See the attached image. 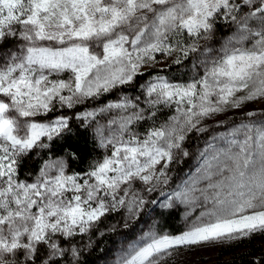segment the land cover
<instances>
[{"label": "snow or ice", "instance_id": "snow-or-ice-1", "mask_svg": "<svg viewBox=\"0 0 264 264\" xmlns=\"http://www.w3.org/2000/svg\"><path fill=\"white\" fill-rule=\"evenodd\" d=\"M218 28L232 35L215 49L208 42ZM201 42L203 71L194 64L197 76L169 80L167 61L184 64ZM130 89L139 94L130 98ZM116 92L125 94L103 101ZM93 100L103 106L81 107ZM254 103L264 105V0H0V264H83L93 234L117 231L100 229L107 217L128 229L157 203L149 197L190 156L189 138ZM166 109L174 114L143 137L133 129ZM114 111L108 134L95 124L108 154L69 171L79 159L69 152L21 178L25 160L73 134L74 123L87 131ZM243 115L247 122H233L199 175L174 193L187 227L143 233L117 264H167L186 249L264 236V121L252 120L264 111Z\"/></svg>", "mask_w": 264, "mask_h": 264}, {"label": "trees", "instance_id": "trees-1", "mask_svg": "<svg viewBox=\"0 0 264 264\" xmlns=\"http://www.w3.org/2000/svg\"><path fill=\"white\" fill-rule=\"evenodd\" d=\"M230 35H232L231 31L218 28L217 32L215 33L214 40L208 42V44L209 46L214 45L215 49H219V42L226 41ZM201 58L202 57L198 56V52L191 53L188 60H186L184 64L180 66L172 65L171 60L169 59L167 64L170 65V67L166 68L167 78L169 80L179 82L192 79L198 75L197 71L192 67V65L200 64L201 71H203L202 62L205 58H203L202 61H199ZM161 66H163V63ZM185 73H187V75H185ZM120 93L122 95L125 94L124 92ZM138 94V90L136 89H130L127 91V95L130 98H134ZM112 98L113 95L111 94L103 97L105 101L111 100ZM167 113L158 114L154 121H160V123H163L168 117ZM73 128V134L66 135L62 139H57L51 144L50 149L45 153L38 151L36 155L25 160L21 168V178L30 179L35 177L38 174V170L42 167L45 161L61 157L66 158L69 152H75L79 156V159L75 160L71 164L69 171L73 169L76 171L87 169L89 164L95 161L99 156L96 142L94 141V134L89 128L87 131H85L84 128H76L75 123L73 124ZM199 136H192L186 141L184 146L190 152L189 159L187 161L183 160V157H181L179 162L172 165L170 172L172 179L178 178L179 174L182 171H185L189 166V161H191V159L196 154V150L200 147V139L198 138ZM183 210L184 209L179 206L176 208H166L161 211L155 216L156 219L155 223L153 224L154 230L173 234H177L184 230L185 221L183 217ZM112 224H117L116 232H108L103 237L93 234L94 244L91 248H88L84 251L82 257L83 264H108V260H110V256L112 254L118 234H120L121 229H124L119 223L118 216L107 217V219H105L100 224V229L107 230ZM133 228L134 224H132L128 229H124V231H128L129 229ZM243 242L244 248H248L249 251L233 255L231 256V259L223 262V264H253V262L257 259H261V264H264V250H262L258 244H254L255 239L251 238L244 240ZM79 243L80 246L83 247V245L87 243V238L81 240ZM226 253L227 251H223V254Z\"/></svg>", "mask_w": 264, "mask_h": 264}, {"label": "rangeland", "instance_id": "rangeland-1", "mask_svg": "<svg viewBox=\"0 0 264 264\" xmlns=\"http://www.w3.org/2000/svg\"><path fill=\"white\" fill-rule=\"evenodd\" d=\"M11 43L12 42H9V44ZM203 47H204V42H201V51L198 52V56L202 58L199 61H202L203 58H205V56L202 54ZM162 63H163V58H162ZM111 95H113V98L108 101L116 102L119 100L122 94L120 92H116V93H112ZM103 101L107 102L104 99ZM141 103H143V100H141ZM101 106H103L101 101L93 100L91 101V103L87 104L86 106H81V107L84 108V110L93 111ZM247 110H255L258 113H260L261 111H264V105L259 103L249 104L248 107L243 109L242 111H230L229 113L217 118L218 121L224 125L223 127H217L216 122L214 121L208 122L209 131L201 134L198 137L200 139V147L196 150V154L191 159V161H189L190 162L189 166L186 168L185 171H182L179 174L178 178L175 179L171 178L169 185L163 189L162 193H156L152 197H149V200L155 199L157 203L156 204L149 203L144 207V210L140 214L139 219L133 223L134 224L133 229H129L128 231H124V229H121V232L120 234H118V237L115 241V245L113 247L110 260H108V264H117L119 257L122 254H124L125 249L130 250L133 246L141 242L140 237L143 233H146L149 230L155 231L153 228V224L155 223V219H156L155 216L158 215L164 209L168 208L166 207V205L169 204L170 202L175 204L173 208L180 206L184 209L183 210V217H184L186 210L183 205H180L178 202L175 201L174 193L176 191L182 190L186 184L190 183L199 175L198 169H200L201 166L203 165L204 159L212 154V147L210 146L214 145L217 148L223 146V141L219 139V137L227 134V132L233 126V122L235 123H239L241 121L247 122L246 117L243 115V112ZM164 113H167L168 117L174 114L167 109L165 110ZM115 115H116L115 111L112 113L100 114L99 116H97L96 121L93 122V127H89L91 132L94 134V141L96 142L98 155H99L97 159H99V157L102 154H108L109 149L101 148L98 146V139L95 136V124L98 122L99 125L105 127L106 134H108V129H107L108 120L113 118ZM17 119L23 124L24 122L28 121L30 118L17 117ZM252 120L253 122L259 123L261 121H264V116L257 115L256 117L252 118ZM42 122H47V121H42ZM161 124L162 123H160V121L149 120L146 123L135 124L132 127L135 131L139 132L143 137V135L146 133V131L150 126L159 127ZM115 127L116 126L113 125V128ZM205 150L207 151L205 152ZM201 153H204V155H201ZM59 159H64V158L61 157L56 159H49L47 162H53ZM188 159L189 157L183 158V160H187V161ZM30 179H34V177ZM205 184L206 182L202 183L199 186L204 187ZM198 211L199 210H197L196 213H193V216L190 219H194L195 216L198 215ZM188 223L189 221H185V228L187 227ZM253 238L255 239L254 244L255 245L258 244V246L262 250H264V236L256 235ZM243 241L244 240L240 242H234L232 244L209 246L204 248L186 249L184 250L183 253H178L173 257H169L167 264H223V262H226L228 261V259H231V256L241 252L249 251L248 248H244ZM223 251H227V253L223 254Z\"/></svg>", "mask_w": 264, "mask_h": 264}]
</instances>
